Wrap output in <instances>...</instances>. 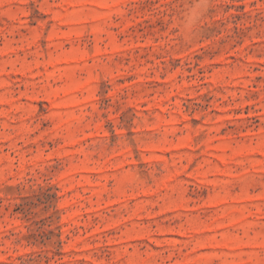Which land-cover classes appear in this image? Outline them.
Segmentation results:
<instances>
[{
	"label": "rangeland",
	"instance_id": "1",
	"mask_svg": "<svg viewBox=\"0 0 264 264\" xmlns=\"http://www.w3.org/2000/svg\"><path fill=\"white\" fill-rule=\"evenodd\" d=\"M0 264H264V0H0Z\"/></svg>",
	"mask_w": 264,
	"mask_h": 264
}]
</instances>
